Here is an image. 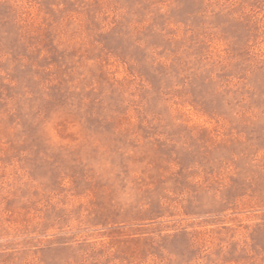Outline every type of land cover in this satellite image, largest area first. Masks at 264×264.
<instances>
[{
    "label": "rangeland",
    "instance_id": "obj_1",
    "mask_svg": "<svg viewBox=\"0 0 264 264\" xmlns=\"http://www.w3.org/2000/svg\"><path fill=\"white\" fill-rule=\"evenodd\" d=\"M0 264H264V0H0Z\"/></svg>",
    "mask_w": 264,
    "mask_h": 264
}]
</instances>
